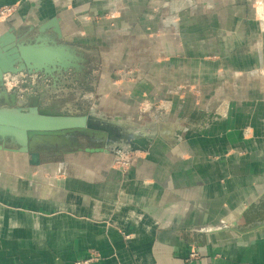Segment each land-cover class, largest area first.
<instances>
[{"label": "crops", "instance_id": "obj_1", "mask_svg": "<svg viewBox=\"0 0 264 264\" xmlns=\"http://www.w3.org/2000/svg\"><path fill=\"white\" fill-rule=\"evenodd\" d=\"M14 4L0 34L57 18L46 35L93 50L108 122L147 127L145 99L166 114L126 170L110 151L1 149L0 264H264V0Z\"/></svg>", "mask_w": 264, "mask_h": 264}, {"label": "water", "instance_id": "obj_2", "mask_svg": "<svg viewBox=\"0 0 264 264\" xmlns=\"http://www.w3.org/2000/svg\"><path fill=\"white\" fill-rule=\"evenodd\" d=\"M49 28H53L59 38L62 36L57 18L39 26L38 34L34 38H26L16 33L14 28L0 34V88L6 73L43 72L57 78V75L68 72L72 67L78 68V57L73 55L71 48L57 43L56 37L46 35ZM117 120L119 118L116 122ZM116 127L131 130L118 135V129L114 130ZM135 128L136 126H118L108 121L106 126H98L91 121L90 115H65L54 108L33 107L25 111L0 107V150L29 153L32 157L31 163L35 164L39 163L41 156L36 147L49 142L68 143L70 136L79 133L90 136L94 134L98 139L102 137L108 146L121 141L116 144L119 151L123 149L121 144H124L132 152H148L157 134L146 130L134 131ZM8 141L19 147H8ZM99 150L105 151L107 148Z\"/></svg>", "mask_w": 264, "mask_h": 264}, {"label": "rangeland", "instance_id": "obj_3", "mask_svg": "<svg viewBox=\"0 0 264 264\" xmlns=\"http://www.w3.org/2000/svg\"><path fill=\"white\" fill-rule=\"evenodd\" d=\"M4 6H13L15 11L17 10V4L14 5H4ZM2 6V7H4ZM1 8V7H0ZM15 13V12H14ZM13 13V14H14ZM12 16V15H11ZM10 17V16H9ZM7 19V18H6ZM5 19V20H6ZM38 34L37 31L27 38H34ZM49 36V34H47ZM50 37L54 38V36L50 35ZM57 43L64 44L61 40L56 39ZM68 45V44H66ZM73 55L78 57V68L72 67L68 72L64 74L57 75V78H53L51 75L45 74L43 72H28L21 71L18 73H6L3 77V85L0 90V107L6 108H19L22 110H29L30 108H54L56 111L65 114V115H73V116H91V121L94 125L98 126H106L107 120L112 118L114 114L107 113L106 108L102 106L107 105L106 98L104 100L99 101L100 109L98 111H94L91 108V98L88 97L87 94H90L95 89V80L97 79L96 74L99 72L98 58H96L95 53L91 48H83L81 50L74 49L70 45ZM19 76L18 80H14V76ZM101 108L103 110H101ZM140 115L146 116V112L152 110L155 112V118H148V125L145 127V120L140 121L136 119L134 116L129 115L126 118L131 120L139 121V128H135L134 131H147L150 133H156L153 126H155L156 122H152L159 117H162L163 114H166V107L158 101H150L149 99H145L141 102L140 105ZM105 110V111H104ZM148 110V111H147ZM118 129V135L121 132L130 131V129H121L116 127L114 130ZM125 130V131H124ZM116 139H119L117 135L114 136ZM0 140V144H1ZM98 143L102 147L109 148V146L116 145L121 143L117 142L114 144H110L109 146L105 143V140L101 138H96L93 134L83 135L79 133H75L70 136L68 143L56 142L54 144L47 143L36 147L38 151H44V149L48 150L49 155L43 154L44 159H54L56 155L55 152H58L63 145H66V149H84L85 147L95 146ZM8 147H19L16 143L12 141H8ZM65 146V147H66ZM123 149L119 151L122 154L131 155L133 158L136 156L137 152H132L128 150L126 145H122ZM24 154L22 152H17ZM29 154V153H28ZM119 153L116 154V157ZM30 159L32 160L31 155L29 154ZM116 160V159H115ZM116 166H119V163H115ZM121 165V164H120ZM128 169V168H127ZM94 255L89 258L78 259L74 264H78V262L82 264H91L93 261L100 259L97 252L93 253ZM196 256V255H195ZM194 256V257H195Z\"/></svg>", "mask_w": 264, "mask_h": 264}, {"label": "built area", "instance_id": "obj_4", "mask_svg": "<svg viewBox=\"0 0 264 264\" xmlns=\"http://www.w3.org/2000/svg\"><path fill=\"white\" fill-rule=\"evenodd\" d=\"M15 9L13 6H4L0 8V22L8 18L9 16L13 15ZM20 75L14 76V80H18ZM119 163V167L122 169H127L132 166L133 157L128 154H122L119 152L118 156L116 157L115 163ZM121 164V165H120ZM196 253L191 252V256H195ZM78 264H82L78 262Z\"/></svg>", "mask_w": 264, "mask_h": 264}, {"label": "flooded vegetation", "instance_id": "obj_5", "mask_svg": "<svg viewBox=\"0 0 264 264\" xmlns=\"http://www.w3.org/2000/svg\"><path fill=\"white\" fill-rule=\"evenodd\" d=\"M67 144V143H66ZM66 145H63L62 147H61V149H64V148H67V146L65 147ZM101 148H104V147H102V146H100L98 143H96V145L95 146H89V147H85L84 149H89L88 151H96V152H99L100 150L99 149H101ZM60 149V150H61ZM59 150V151H60ZM105 151H110V152H113V153H115V154H117V153H119V149H117V147H116V145H112V146H109V148H107V150H105ZM41 154H49L48 153V150L47 149H44V151L42 150V151H39Z\"/></svg>", "mask_w": 264, "mask_h": 264}]
</instances>
